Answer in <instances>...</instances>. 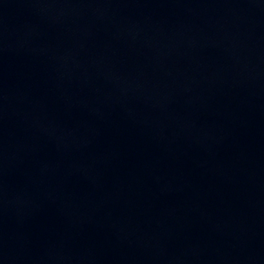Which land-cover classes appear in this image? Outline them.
<instances>
[{
	"label": "water",
	"instance_id": "water-1",
	"mask_svg": "<svg viewBox=\"0 0 264 264\" xmlns=\"http://www.w3.org/2000/svg\"><path fill=\"white\" fill-rule=\"evenodd\" d=\"M0 264H264V0H0Z\"/></svg>",
	"mask_w": 264,
	"mask_h": 264
}]
</instances>
